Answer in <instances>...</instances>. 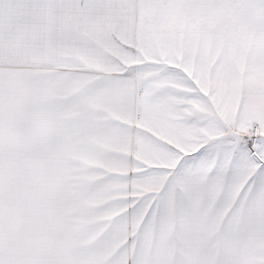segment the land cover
<instances>
[{"label":"snow or ice","instance_id":"obj_1","mask_svg":"<svg viewBox=\"0 0 264 264\" xmlns=\"http://www.w3.org/2000/svg\"><path fill=\"white\" fill-rule=\"evenodd\" d=\"M0 264H264V0H0Z\"/></svg>","mask_w":264,"mask_h":264}]
</instances>
